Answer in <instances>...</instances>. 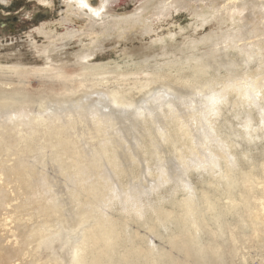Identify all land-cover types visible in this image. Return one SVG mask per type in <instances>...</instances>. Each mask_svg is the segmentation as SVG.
Here are the masks:
<instances>
[{"label": "bare ground", "instance_id": "6f19581e", "mask_svg": "<svg viewBox=\"0 0 264 264\" xmlns=\"http://www.w3.org/2000/svg\"><path fill=\"white\" fill-rule=\"evenodd\" d=\"M245 1L227 0L226 4ZM51 54L47 53V60H53ZM87 57L86 53L78 56ZM261 78L250 71L225 75L213 86L205 82L191 92L186 91L185 82L183 90L139 83L134 85L136 97L130 90H102L95 84L91 88L67 81L47 83L48 92L34 97L25 91L27 84L0 79V122L3 115L10 119L34 113L38 120L32 129L36 131L27 144L60 145L65 152L63 158L49 156V167L62 177L44 178L47 170L38 161L41 187L53 197L49 208L61 216V226L48 219L43 230H51L54 237L42 240L43 231L37 244L29 240L31 247L24 255L36 245L37 250L52 251L50 257L46 253L47 264L245 263L249 238L261 241L264 237V159L247 160V168L240 165L216 120L222 113L219 104L228 103L222 98L235 93L244 110L240 124L244 132L264 140ZM94 94L101 96L93 99ZM186 102L190 104L184 106ZM178 103L184 109L198 107L178 121L185 127L168 134L163 124L153 121L145 136L137 132L133 124L147 110ZM33 118L32 114L25 122ZM85 130L99 137L84 136ZM67 144H78L77 150ZM260 156L264 158V149ZM200 170L211 175L206 187L199 188L195 182ZM28 177L22 181L33 192V176ZM167 189L169 195L163 194ZM11 236L13 241L8 243L20 250L18 235ZM58 240L59 247L66 248V257L52 249Z\"/></svg>", "mask_w": 264, "mask_h": 264}, {"label": "rangeland", "instance_id": "374dc122", "mask_svg": "<svg viewBox=\"0 0 264 264\" xmlns=\"http://www.w3.org/2000/svg\"><path fill=\"white\" fill-rule=\"evenodd\" d=\"M226 2L0 0V79L27 84L25 91L34 97L48 92L45 84L58 81H67L75 86L80 82L90 87L95 84L102 90H130L136 97L138 93L134 85L139 83H147L154 88L169 84L183 90L181 84L185 82L186 91L191 92L194 86L205 82L213 86L214 81H222L225 75L237 76L246 71L255 72L256 77L264 79V3L246 0L244 4L231 6ZM49 52L53 60H47ZM85 53L87 58H78L79 54ZM248 61L250 64L247 65ZM262 84L261 89L264 90V82ZM99 96L94 94L91 98ZM224 99L228 103L225 106L219 104L222 113L216 120V126L220 135L228 140L239 164L247 168V160L264 159L260 156L264 140L249 138L241 127L244 110L238 96L231 92ZM189 104L186 102L184 106ZM197 109H184L178 103L155 111L147 110L133 125L137 132L144 134L153 121H158L170 134L179 126L185 127L178 121H184V115ZM32 114L34 118L27 124L25 121ZM251 114L257 122L253 110ZM2 117L0 264H47L46 253L50 257L52 251L37 250L35 245L29 255H24L31 247L29 240H33V245L37 244L43 231L42 240L54 237L51 230H43L48 219L57 227L62 223L61 216L53 214L49 208L53 197L46 195L41 187L38 161L43 162V168L47 170L44 178L49 179L54 174L62 177L50 168V157L54 154L63 158L65 152L59 148L60 145L45 147L36 143L35 147L27 144V139L36 131L32 129V123L38 120L34 113L11 116L10 119L5 115ZM68 131L73 132H65ZM90 131L85 130L84 136L92 138L96 134ZM67 145L73 151L77 150L78 144ZM28 176H33L30 184L33 192L22 181L23 178L28 181ZM195 178L199 188L208 186L211 181V175H207L205 170H200ZM11 189L13 191L9 193ZM168 190L163 194L169 195ZM169 198L171 195L165 199ZM47 212L51 213L49 218ZM3 223L7 226H1ZM12 234L18 235L22 250L25 248L23 251L21 248L15 250V245L8 243L14 237ZM60 242L55 241L52 249L63 258L66 257V248H60ZM262 244L264 237L261 241L250 237L246 244V248L249 247L245 253L246 261L240 264H264Z\"/></svg>", "mask_w": 264, "mask_h": 264}]
</instances>
